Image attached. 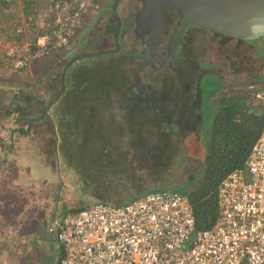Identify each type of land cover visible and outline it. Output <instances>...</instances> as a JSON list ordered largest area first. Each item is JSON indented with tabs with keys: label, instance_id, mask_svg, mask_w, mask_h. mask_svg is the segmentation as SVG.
Wrapping results in <instances>:
<instances>
[{
	"label": "trees",
	"instance_id": "obj_1",
	"mask_svg": "<svg viewBox=\"0 0 264 264\" xmlns=\"http://www.w3.org/2000/svg\"><path fill=\"white\" fill-rule=\"evenodd\" d=\"M17 1L20 2L17 3ZM50 1L52 2L53 0ZM101 1L102 4L96 10V17L92 26H100L97 38L90 41L87 39L88 34L85 33L80 39V44L85 42L87 51L83 53L71 52L69 49L72 46L67 49L53 51L43 59V61H49L48 71L40 76V80L32 89L28 87L27 89L25 87L21 88L16 83L13 85L5 83L4 90L0 88V93L2 92L4 97L2 98V107L17 105L20 99L25 101L26 113L23 115L26 117L27 122L39 119L29 111L36 106H45L55 127L53 137L57 140L61 137V132L63 137H67L73 130L86 132L87 128L82 122L88 116L87 113H80L77 110L76 112L66 111L63 115V113L58 111L60 107L66 106L68 102L71 106L73 103L70 101H75L82 109L94 98L97 99V104H99L98 102L101 101L98 98L100 94L103 95L102 97H107L120 87L129 91L133 90L134 75L132 70L136 63L133 59H127L129 50L124 42L123 28L119 36H117L115 29L111 44L102 37L106 32L103 26L107 22V16L117 0H97L96 5H99ZM122 2L123 0L118 5V14L124 24L125 21L121 15ZM43 3V0H0V37L10 41L26 40L23 34H15L17 32L16 29L23 28L27 35L28 29L20 24L22 21L26 24H31L30 19H36L39 16L38 9H41ZM13 5L17 6L18 11H23L24 14L18 20L19 23L14 22L10 25L6 13ZM9 16L12 17V14H9ZM88 19L91 21L92 16ZM134 26L133 22V29ZM30 27L32 29L33 26ZM127 29L128 27L126 32ZM82 30L78 32L75 38L79 36ZM200 30L206 32L203 29ZM214 36L225 43L234 41L218 35ZM32 37L34 38V32L27 39L29 40ZM117 37L121 45L119 52L106 56H86L115 51L117 49V39L115 38ZM133 39L135 40V36ZM189 40L188 38L186 43V40L182 41L186 45V55L187 51L189 54L190 51L192 52L193 49H196ZM235 42L238 44L237 49L243 44L252 46L254 48L253 55L264 62L263 40ZM138 49L140 50V47ZM58 51L62 53L59 55L57 54L59 53ZM73 57L79 58L69 64ZM0 58L3 59L1 52ZM225 59L228 61L227 69L211 60L201 64L195 63L193 57L186 59L183 63L174 64L172 68L167 66L166 72L159 73V79L157 80L159 85L156 89L160 91L158 98H156L157 107L151 106L141 96V98H137L136 95L133 97L139 100L138 106L140 109L137 111L139 112L137 120L140 121L138 122L135 117V121L138 124L137 128L131 127L128 131L130 132L128 139L129 142L131 141L133 148L128 145L129 142L124 145L120 144L116 148V151H120L124 157H122L121 162H114V164L126 166L130 163L132 165L134 159L137 158V162H140V166H135L140 168L137 171L146 172L149 169L157 170L163 163L167 164L172 154L174 156L177 153L181 154L184 152L185 149L180 146L181 141L186 145H189L190 142L194 145L196 142H200V145L209 144V160L202 176L196 178L188 177L184 183L177 185L174 180L170 181L173 185L169 182H164V184L162 183L152 188L143 187L140 181L128 182L125 190L121 189L117 193L114 190L115 186H111V180L107 181L105 178H95L97 182L90 180V176H88L90 179L87 176L84 177L85 173L81 171L82 163H79L78 166H73L72 162L75 161L66 162L60 155L59 166H57L59 181L61 180V183L64 182L70 189L72 187L75 202L85 203L88 199H93L94 201L81 208H70V211L69 209L64 211L62 214L63 218L70 213L97 203L121 205L134 201L150 192L173 191L189 197L194 209L197 230L213 228L219 215V186L234 170L245 167V162L253 145L261 135L264 126V109L262 105L250 102V97L253 94L252 87L264 84V71L257 78V72L254 68L251 74H245V69L239 65L235 58L227 55ZM3 65L10 72L25 71L30 67L20 71H13L7 67L5 61H3ZM62 66L63 68H61ZM64 68H66V71L63 76V89L59 88L56 90L57 77H60ZM54 74L57 75L56 78ZM162 76L163 78H161ZM230 76L233 79L229 80L228 77ZM40 87H43V89L41 90ZM60 91H62V94L57 98ZM108 92H111V94ZM214 109L215 111H213ZM213 112H215V116L211 117L210 113ZM140 115H142V118ZM45 119L46 117L34 122L32 127L38 123L45 122ZM69 124L73 125L69 126ZM28 126L27 129L20 127L18 129L20 131H30L31 129H28ZM193 133L197 134L195 141L194 139L191 141V138H189V135ZM87 147L88 143L86 144L85 141H82L80 150L85 151ZM111 150V145L107 144L104 155H114V151ZM177 150L179 152L174 153ZM64 152L67 151L63 150L62 154ZM157 178H153L151 182H156ZM133 187L134 189L130 190ZM56 238L64 255L58 233Z\"/></svg>",
	"mask_w": 264,
	"mask_h": 264
},
{
	"label": "built area",
	"instance_id": "obj_2",
	"mask_svg": "<svg viewBox=\"0 0 264 264\" xmlns=\"http://www.w3.org/2000/svg\"><path fill=\"white\" fill-rule=\"evenodd\" d=\"M97 0H53L30 19L34 38L0 37L7 67L20 71L67 49L88 23ZM264 105V84L252 87ZM213 228L197 230L187 195L150 192L116 205L97 203L66 215L58 225L64 255L59 264H264V126L243 169L218 189Z\"/></svg>",
	"mask_w": 264,
	"mask_h": 264
},
{
	"label": "rangeland",
	"instance_id": "obj_3",
	"mask_svg": "<svg viewBox=\"0 0 264 264\" xmlns=\"http://www.w3.org/2000/svg\"><path fill=\"white\" fill-rule=\"evenodd\" d=\"M136 1L137 0H124L121 3V15L125 23L127 22L128 24L127 36H125L124 41L129 50L127 52V56L129 55L127 57L128 60L133 59L131 58V55L134 54H130L131 49H137L135 48L136 44L134 43L135 41L133 39V25L131 28L130 24L133 19L132 15L135 12V7L137 6V4L135 3ZM43 2L44 3L42 4V8L47 10L50 6L51 1L43 0ZM101 4L102 1L98 6H100ZM13 11L11 10L10 12L16 17H11L8 13H6L9 23H12L13 21L17 22L23 17L24 14L23 11H21L20 15H17L16 12L13 13ZM106 21V24L103 26L106 31L103 39L108 43H112L115 29L117 32V20L114 17L112 10H110ZM107 28H109V30H107ZM188 38L190 39V43L193 44L192 46H195L196 49H193L192 52L190 51L189 54L187 51L186 55L185 43L188 41ZM185 40V43H182L181 48L178 51V58L183 59L181 63L185 62L186 59L193 57L195 59V63L201 64L211 60L227 69L228 61L225 59V57L229 55V57L235 58L239 65L245 69V74H251L254 68L257 72L256 77L259 78L264 71V62L253 55L254 48L252 46H249L248 44H243L242 46L238 47L239 49H237V42H222L220 38L214 36L213 34L209 32H202L199 28L197 29L195 27H191L188 29V34ZM71 52L77 53L78 46H74ZM137 52H140V50L138 49ZM47 62L48 61H44L43 65L47 66ZM224 63L226 64L224 65ZM167 66L168 65H159L155 68L144 69L141 72L142 82L144 85L151 89L155 100L156 98H158V94L160 92L158 91V89H156L159 85V81L157 82V80L159 79V73L166 72ZM135 67L133 68L132 72L134 71ZM36 70L40 71L41 68H37ZM6 72L7 71H5V68L3 66L0 67V85L5 83V77L9 76L10 73L13 74L12 78L25 77V75H23L24 71L10 73ZM37 78H30V85L35 83V81H37ZM161 78H163V76ZM228 78L229 80L233 79L232 76ZM20 80L18 81V84L21 86L22 83ZM29 88L32 89V87ZM134 89L135 88L133 85V90L131 91L120 87L112 94L111 92H108L111 95L107 97H102L103 95L100 94L98 97L99 99H101V101L98 102L99 104H97V99L94 98V100L91 99L90 103L82 109H80L81 106L79 104L77 105V102L70 101L73 103L70 106V103L66 101L68 102V104L66 106L60 107L58 111L60 113H63V115L66 111L76 112L77 110L80 111V113H87L88 116L85 118V120H81L82 122H84V125L87 128L86 132L73 130L70 135H66L67 137H63L61 132V137L58 140L53 137L55 127L52 124L50 116L45 114L46 109L43 108L34 109L36 110L34 114H32L34 111L32 109L30 113L38 118L46 117L45 122L36 124L31 128L30 131H16L15 129H18L19 127L27 129V126L29 125V121L27 122L26 117L23 115L24 113H26L25 101L23 99H20L17 105L14 104L11 107L10 105L7 107H2V98L4 97L1 92L0 141L3 142H0V151L2 153L9 152L12 149L10 145L15 144V148H17L15 151V159L17 160V158H19V161L23 164L25 163V166H27V168L30 169L31 172L34 171L33 176L40 179L39 184H42L45 181L48 183L49 180H52L51 178H49L50 175H54L55 177L56 174L57 178V166H59L60 155L66 162L75 161L72 162L73 166H78L79 163H82L81 171L85 173V176H83H90L91 179L88 177L90 180H93L95 182H97L95 178H105L107 181L111 180V186H115L114 190L117 193L121 189L125 190V187L128 186V182L140 181L143 187L152 188L154 186H159L162 183L164 184V182L171 183L170 181L174 180L177 185L179 183H184L188 177L196 178L198 176H202L205 172L207 161L209 160L210 146L209 144L200 145V142H196L195 145L190 142L189 145H186L183 141H181L180 146L181 148L183 147L185 149L184 152L180 154L177 153L179 152L177 150L176 152H174L177 154H175L174 156L172 154L167 164L163 163V165H160L157 170L149 169L146 172L137 171L140 169L139 167H135L140 166V162H137V158L134 159L132 165L130 163L126 165L129 167L114 164V162H121L123 159L122 157H124V155L120 151L114 152V155L111 156L104 155V150L107 148V144H110L111 147L115 148L118 144L124 145L125 143H128V134L130 133L128 132L129 129L131 127L137 128L138 124L135 121V117L137 120L139 117V112L137 111L140 110L138 106L139 100L137 98L142 97V99H145L146 97H143L141 94L135 92ZM130 95L131 97H129ZM134 95H136L137 98L134 99ZM250 102L257 105L261 103L257 101L253 96L250 97ZM213 111H215V109ZM210 115L211 117H214L215 112L210 113ZM140 117L142 118V115H140ZM137 121L139 122L140 120ZM70 125L73 124H69V126ZM196 136L197 134L193 133L189 135V138H191V141L193 139L195 141ZM82 141H85L86 144L88 143V147L85 151L80 150ZM130 144L131 141L128 143V145L130 146ZM63 150H66L67 152H64V154H62ZM155 177L158 178L156 182L152 183L151 181ZM128 179L131 181H129ZM60 183V181L56 183V188L60 187ZM171 184L173 185V183ZM66 186L67 185H64V189L62 190V212L70 208H81L84 205L92 203L91 201H93V199H88L85 203H81L80 201L75 202L73 199L74 194L72 191V187L70 189L68 186ZM133 189L134 187L130 190ZM55 212H58L59 214V208ZM40 244L47 247H42L40 249V252L35 251L34 259L29 260L30 264H51L54 256L57 255V248H53L52 251L50 250V245H48L47 242Z\"/></svg>",
	"mask_w": 264,
	"mask_h": 264
},
{
	"label": "crops",
	"instance_id": "obj_4",
	"mask_svg": "<svg viewBox=\"0 0 264 264\" xmlns=\"http://www.w3.org/2000/svg\"><path fill=\"white\" fill-rule=\"evenodd\" d=\"M19 2L20 1H17V3ZM42 7L43 6H41V9H38L39 14L46 11V9ZM98 7V4L94 7L93 12L90 15V17L92 16L91 21L89 20L86 24L87 26L82 30V32H80L79 36L73 40L71 45L72 47L69 50H72L74 46L77 45L78 53L87 51V47H85L84 44L85 42L80 44V39H82V36L85 33L88 34L87 39L90 41L97 38L100 26H92L94 25L96 17L95 13ZM11 10H14L13 13L16 12L17 15H20L21 11H18L15 5H13L7 13L12 14L10 12ZM12 17L16 16L12 15ZM13 23L14 21L10 23V25ZM17 23L19 22L17 21ZM20 25H24V27L28 29L27 37H29L32 33L31 27L23 21ZM12 30L14 32V28ZM32 39L33 37L29 38V40ZM58 52L59 53L57 54L59 55L62 53L60 51ZM76 59L77 57H73L69 64L74 62ZM43 63L44 61L42 59L31 65L24 71L23 75H25V77L12 78L13 74L4 67L3 59H0V67L3 66L5 71H7L6 73H10L9 76L5 77V83H9L10 85L16 83L19 85L18 81L21 79L20 81L22 85H25H21V88H33L35 84L38 83L40 76H42L49 69V61L47 62V66H44ZM37 68H41V70L37 71ZM61 68H63V66ZM66 68L61 71L60 77H57V75L54 74L56 75L55 78H58L56 80V90L59 88L63 89V76ZM35 77H38L36 79L37 81L30 85L31 79H34ZM4 84L0 85L2 90L4 89ZM40 88L41 90L43 89V87ZM61 94L62 91L58 93L57 98L60 97ZM147 101L149 102L148 99ZM156 101L157 100H155L154 97V102L158 106ZM262 107L264 109V105H262ZM36 108L45 109V106H36L33 110ZM35 111L36 110H34L32 114H34ZM10 147L12 149L9 152L2 153L0 151V264H30L29 260L34 259L35 251L40 252L42 247H47L40 243L46 242L50 245V250L53 251V248H57V255L54 256L51 264H59L63 255L61 247L56 241L59 229L58 225L63 219V212L61 211V207L63 205V187L61 188V183L59 188H56L55 186L56 183L59 182V177L57 176L56 178V174L55 177L54 175H50L49 178L52 180H49L48 183L44 180L46 183L43 182L42 184H39L40 179L33 176L34 171L31 172V170L25 166V163L23 164L19 161V158H17V160L15 159V151L17 149L15 148V144H11ZM58 208L60 210L59 214L58 212H55ZM70 210L71 209H69V211Z\"/></svg>",
	"mask_w": 264,
	"mask_h": 264
},
{
	"label": "water",
	"instance_id": "obj_5",
	"mask_svg": "<svg viewBox=\"0 0 264 264\" xmlns=\"http://www.w3.org/2000/svg\"><path fill=\"white\" fill-rule=\"evenodd\" d=\"M120 1L117 0L113 7L118 22L117 36L122 28V20L117 10ZM169 13L178 15L179 20L169 41L168 55L156 56V51L164 47L167 30L165 15ZM191 27L234 41L249 42L259 39L264 41V0H141V7L135 15L134 36L142 41L152 57H140L146 62L135 67L133 71L134 88L154 107H157V104L154 102L151 89L142 82L141 71L156 62H182L176 56V47L184 32ZM116 39L115 51L86 56H106L119 52L121 45L118 37ZM46 110L45 114L48 115V109ZM43 118L40 117L38 120ZM35 121L29 122L30 129ZM64 185L62 182L61 188Z\"/></svg>",
	"mask_w": 264,
	"mask_h": 264
},
{
	"label": "flooded vegetation",
	"instance_id": "obj_6",
	"mask_svg": "<svg viewBox=\"0 0 264 264\" xmlns=\"http://www.w3.org/2000/svg\"><path fill=\"white\" fill-rule=\"evenodd\" d=\"M124 1V0H123ZM136 4H137V6L135 7V12L133 13V15H132V17H133V19H132V23L130 22V24H131V28H132V25H133V22H134V24H135V15H136V13H137V11L139 10V8L141 7V0H137L136 2H135ZM165 18H166V24H167V30H166V33H165V43H164V47H162V48H160V49H158L157 51H156V53H155V55L156 56H166V55H168V46H169V41H170V38H171V35L173 34V32H174V29H175V27H176V24H177V22H178V20H179V17H178V15H176V14H174V13H169V14H166L165 15ZM128 27V24H127V22L126 23H122V28H123V35H124V37L125 36H127V32H126V28ZM135 27V26H134ZM122 28H121V30H122ZM117 29H118V22H117ZM189 29V28H188ZM188 29L184 32V34H183V36H182V38L178 41V44H177V47H176V56H177V58H178V51H179V49L181 48V45H182V41H184L185 40V38H186V36H187V34H188ZM198 29V28H197ZM196 30V29H195ZM262 40V39H261ZM135 42V44H136V47L135 48H137V49H131V52L134 54V55H131V58H133L135 61H136V67L137 66H139L140 64H142V63H145L146 61H144V60H142V59H140V57H145V58H151L152 57V55L150 54V52L146 49V46H144L143 45V43H142V41L141 40H139V39H137V37L135 36V40H134ZM139 41V42H138ZM259 41H260V39H259ZM140 47V52H137L138 51V48ZM179 60H181V61H183V59H180L179 58ZM177 63H181L180 61L178 62V61H171V62H164V63H160V62H156L154 65H149L148 67H146V68H144V69H148V68H155V67H157V66H159V65H168L169 67H173V64H177ZM143 71V70H142ZM141 71V72H142ZM134 85H135V80H134ZM136 91V90H135ZM137 92V91H136ZM139 94H141V93H139ZM142 95V94H141ZM143 97H144V95H142ZM146 99V98H145ZM46 109V108H45ZM30 121H32V120H29V122ZM38 121V119L35 121V122H37ZM16 131H20V129H15ZM120 146V144H118V145H116V147L115 148H113L112 147V150L111 151H116L115 149L117 148V147H119ZM130 147H132V143L130 144ZM133 148V147H132Z\"/></svg>",
	"mask_w": 264,
	"mask_h": 264
}]
</instances>
